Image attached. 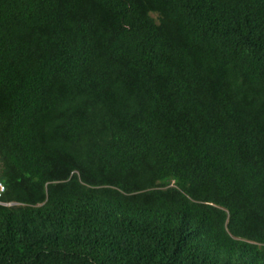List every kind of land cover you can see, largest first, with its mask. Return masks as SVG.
I'll return each instance as SVG.
<instances>
[{
    "label": "trees",
    "instance_id": "1",
    "mask_svg": "<svg viewBox=\"0 0 264 264\" xmlns=\"http://www.w3.org/2000/svg\"><path fill=\"white\" fill-rule=\"evenodd\" d=\"M0 264H264V0H0Z\"/></svg>",
    "mask_w": 264,
    "mask_h": 264
},
{
    "label": "built area",
    "instance_id": "2",
    "mask_svg": "<svg viewBox=\"0 0 264 264\" xmlns=\"http://www.w3.org/2000/svg\"><path fill=\"white\" fill-rule=\"evenodd\" d=\"M2 191H3V187H2V185L0 184V195H1ZM2 205H6V206H8L9 204H2Z\"/></svg>",
    "mask_w": 264,
    "mask_h": 264
},
{
    "label": "clouds",
    "instance_id": "3",
    "mask_svg": "<svg viewBox=\"0 0 264 264\" xmlns=\"http://www.w3.org/2000/svg\"><path fill=\"white\" fill-rule=\"evenodd\" d=\"M2 187H3V186H2ZM2 192H3V191H2ZM2 204H9V203H1V202H0V205H1V206H6V205H2ZM11 205H12V204H9L8 206H11ZM8 206H7V207H8Z\"/></svg>",
    "mask_w": 264,
    "mask_h": 264
}]
</instances>
